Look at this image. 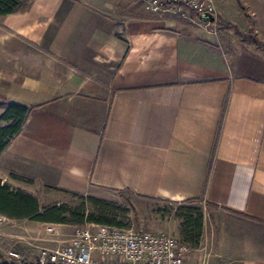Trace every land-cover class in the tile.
<instances>
[{
	"label": "crops",
	"instance_id": "0c3cea01",
	"mask_svg": "<svg viewBox=\"0 0 264 264\" xmlns=\"http://www.w3.org/2000/svg\"><path fill=\"white\" fill-rule=\"evenodd\" d=\"M38 1L42 20L26 18L33 8L0 16L10 18L0 31V119L10 104L36 107L0 156L2 184L38 201L32 189H50V199L104 189L200 201L247 220L253 237L206 247L202 240L193 261L206 252L208 264H264L261 55L137 0ZM216 7L231 22L232 9L222 0Z\"/></svg>",
	"mask_w": 264,
	"mask_h": 264
},
{
	"label": "rangeland",
	"instance_id": "374dc122",
	"mask_svg": "<svg viewBox=\"0 0 264 264\" xmlns=\"http://www.w3.org/2000/svg\"><path fill=\"white\" fill-rule=\"evenodd\" d=\"M28 1V9L33 8L34 12H27L26 18L31 21L42 20L41 18L37 17L36 14L39 13V11L41 12L40 9H44L42 8L44 7V3H41L42 1L38 0ZM222 4L225 8L232 9L231 22L229 23L237 25L239 29L246 34L254 33L252 25L255 23V29L257 32L256 36L258 39L263 40L264 0H222ZM217 12L219 15L220 12L218 11V8ZM170 17L180 22L183 27H189L191 29H195V31L208 34H217L218 36L220 35L222 39H225V35H229L232 41L235 42V45L239 47L240 53L242 50L246 49L247 51L260 54L264 60L263 51L256 47L244 44L230 30H226L223 27L215 24H213V26H207L206 24L192 23L187 19H181L173 15H170ZM9 20L10 18L0 19V31L5 29L4 26L9 24ZM258 29L260 30L261 37L258 35ZM234 55L235 53L229 51V58L231 60L234 59ZM244 60L246 61L245 58H243V60L240 58L239 62L246 65ZM247 61L251 62L250 60ZM258 61L254 62L257 64L256 66H258ZM262 63L264 62L260 61V64ZM246 71L247 74L249 73L251 76H261L258 73L256 74L251 71V68L250 70L246 68ZM19 182L18 185H22L21 182ZM6 184L7 183H5V185ZM15 184L16 183L14 182V185ZM10 188H13L12 191H22V189H15L14 187ZM32 190L37 192L40 208L42 209L57 205L59 197L62 199V203L68 204L71 208H77L79 206L78 200L73 199L70 195L63 192L60 195L56 194V199H50L48 198L50 189ZM92 194H90L91 197L109 201L128 210L126 215H122L118 219L119 222L123 223V227L142 229L156 233L161 232L181 238L179 235L180 221L175 217L174 213L168 212L170 206L166 202L147 199L145 200L134 197L130 193H117L104 189H95ZM196 205L201 207L205 216V227L202 239L205 247L208 245L210 246L212 239L215 241L216 245L222 243L223 240H225L226 243H236L237 240H251L253 226L247 220L235 219L233 216L223 211H218L216 208L207 205L205 206L202 203H196ZM38 223L40 222H35L33 220L18 221L0 215V256L6 259L7 251L11 247H14L20 253L26 256V262H36L39 249L42 246L40 243H42L45 248H48L49 246L44 245L45 243H50L51 240L56 238H58L60 241H68L70 240L73 233V225L60 226L57 224H51L56 228V234H50L46 231V227L49 225H43V223H40L42 225H39ZM38 234L40 235V240H36Z\"/></svg>",
	"mask_w": 264,
	"mask_h": 264
},
{
	"label": "built area",
	"instance_id": "2783aa9c",
	"mask_svg": "<svg viewBox=\"0 0 264 264\" xmlns=\"http://www.w3.org/2000/svg\"><path fill=\"white\" fill-rule=\"evenodd\" d=\"M138 1L153 14L173 15L192 23H200L192 14L218 17L216 0ZM47 232L56 234L54 225H49ZM193 250L181 238L166 233L92 223L74 226L70 240L62 248H40L38 261L41 264H208L206 252L199 261H193ZM25 259L14 247L6 253L10 264H25Z\"/></svg>",
	"mask_w": 264,
	"mask_h": 264
},
{
	"label": "trees",
	"instance_id": "16d2710c",
	"mask_svg": "<svg viewBox=\"0 0 264 264\" xmlns=\"http://www.w3.org/2000/svg\"><path fill=\"white\" fill-rule=\"evenodd\" d=\"M29 8L28 0H0V16H8L25 12ZM208 14H192V16L203 24H215L230 30L244 44L258 48L264 52V41L257 38L255 23H253L252 34H246L235 24L229 23L219 17L213 23L204 22L201 16ZM36 107H24L18 104H10L1 116V121L8 123V126L0 128V156L11 143L12 139L18 136L28 118L30 112ZM12 178L24 180L23 177L12 174ZM26 182L31 180L26 179ZM57 190V189H56ZM61 192L70 195L79 201L77 208H71L66 203L57 204L48 208H40L39 201L33 195L24 191H12L9 186L3 185L0 180V215L13 220H33L40 223L85 226L87 224L116 225L123 227L119 222L120 216L128 213L122 208L106 200L91 196L82 195L66 190ZM170 209L180 221L179 235L181 239L198 249L202 242L204 233L205 216L199 205L200 201H189L185 203L166 202ZM0 264H10L0 256ZM25 264H41L39 261L26 262Z\"/></svg>",
	"mask_w": 264,
	"mask_h": 264
},
{
	"label": "water",
	"instance_id": "95a60500",
	"mask_svg": "<svg viewBox=\"0 0 264 264\" xmlns=\"http://www.w3.org/2000/svg\"><path fill=\"white\" fill-rule=\"evenodd\" d=\"M204 22L213 23L215 21V17L213 15L201 16Z\"/></svg>",
	"mask_w": 264,
	"mask_h": 264
}]
</instances>
